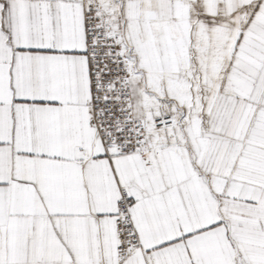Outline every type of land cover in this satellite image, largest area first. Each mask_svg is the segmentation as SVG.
<instances>
[{
	"label": "snow or ice",
	"instance_id": "6c2138e0",
	"mask_svg": "<svg viewBox=\"0 0 264 264\" xmlns=\"http://www.w3.org/2000/svg\"><path fill=\"white\" fill-rule=\"evenodd\" d=\"M0 264H264V0H0Z\"/></svg>",
	"mask_w": 264,
	"mask_h": 264
}]
</instances>
